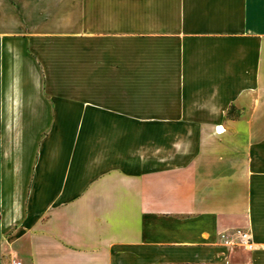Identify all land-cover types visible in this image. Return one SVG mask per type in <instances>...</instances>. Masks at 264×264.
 Here are the masks:
<instances>
[{
	"label": "crops",
	"instance_id": "crops-1",
	"mask_svg": "<svg viewBox=\"0 0 264 264\" xmlns=\"http://www.w3.org/2000/svg\"><path fill=\"white\" fill-rule=\"evenodd\" d=\"M233 253L264 264V0H0V264Z\"/></svg>",
	"mask_w": 264,
	"mask_h": 264
},
{
	"label": "built area",
	"instance_id": "built-area-1",
	"mask_svg": "<svg viewBox=\"0 0 264 264\" xmlns=\"http://www.w3.org/2000/svg\"><path fill=\"white\" fill-rule=\"evenodd\" d=\"M218 236L219 240L230 248L242 247L245 249H251L253 247L249 231L243 228H234L230 231H222ZM8 264H21V261L17 258H12Z\"/></svg>",
	"mask_w": 264,
	"mask_h": 264
},
{
	"label": "rangeland",
	"instance_id": "rangeland-1",
	"mask_svg": "<svg viewBox=\"0 0 264 264\" xmlns=\"http://www.w3.org/2000/svg\"><path fill=\"white\" fill-rule=\"evenodd\" d=\"M241 248V247H238ZM237 251H240L239 249ZM239 257L237 254L233 253L231 258H228L227 260L223 262H218V263H206V264H242L239 260ZM196 264V263H192Z\"/></svg>",
	"mask_w": 264,
	"mask_h": 264
}]
</instances>
